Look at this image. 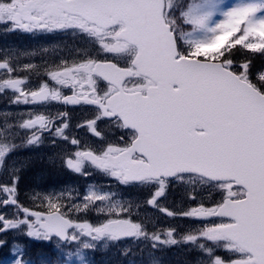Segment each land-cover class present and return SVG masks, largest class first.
I'll return each instance as SVG.
<instances>
[{
	"label": "flooded vegetation",
	"instance_id": "obj_1",
	"mask_svg": "<svg viewBox=\"0 0 264 264\" xmlns=\"http://www.w3.org/2000/svg\"><path fill=\"white\" fill-rule=\"evenodd\" d=\"M61 1L63 0L58 1L57 6L52 4L54 10L52 17L55 20H61V26L65 27L55 31L56 38L60 39L67 37L68 34H73L72 26L68 23L77 19L86 24L85 26L92 32V36L103 37L106 42L103 48L108 50L101 54L98 60H94L84 67H75L69 74L62 72L60 67L48 66L33 78L30 77L31 74H35L33 70L23 69L21 71L26 74L28 79L22 77L5 80L7 86H15L14 90H20V86L30 85H56L57 88L35 92L37 87L21 92L25 96L30 95V99L35 101L36 105H29L30 107L20 110V112L27 113L24 118L28 121L24 127L16 130V134L10 140L12 143L10 149L0 155V179L4 178L2 171L5 175L12 173L9 184L0 186V190H4L6 196L0 193V201L4 200L3 202H5L7 199L5 206L10 207V210L18 214L20 218L23 215L25 219L21 222L12 220L6 222V217L0 214V224L3 223L5 228L9 223V225L28 223L38 229L41 234L39 239L31 237L32 241L41 240L43 241L41 243L55 247L61 244L54 236L44 231V225L47 224V218L50 215L56 214L71 225L68 234L71 242L76 240L75 236L89 238L91 235H96L97 233L93 231L106 224L100 233L105 234L111 243H118L112 236L105 233L108 224L125 221L132 224L137 231L145 227V221L141 215L134 214V206L126 205L130 202V198L134 197L145 201L140 210H148L152 214H157V256H167V264H175V262L190 264L202 251L206 253L203 257H211L215 261L214 264H225L227 261L229 264H251L249 260L242 259L243 255L226 253L224 240L218 238L216 233L210 236L208 231L205 239L195 238V240L197 239L195 246L194 244L189 246L186 236L192 238V235L195 237L201 228L207 229L209 218L206 224H203L201 220L194 219L198 215V209L192 208V214L187 205L181 206V200L175 203L173 210H170L166 203L172 196L178 194L180 187L185 186L188 181L191 182L193 179L188 177H179L173 180L145 178L144 170L148 163L145 155L147 153L146 156H151L150 151L145 148L151 143L152 134L144 135L145 137L141 139L144 145L137 147L139 151H135L133 146L140 136L135 131L123 126L118 119L103 118V116L113 117V113L104 107L106 100L119 92L117 88L103 82L102 78L105 77L103 69L113 76L120 72L122 73L119 75L130 74V78L121 87V91L128 95H140L145 98L148 91L157 89V83L138 74L133 67L137 49L117 39L122 28L117 29V32L110 31L113 34L101 32L81 18L62 11ZM21 2L26 6V10L22 13L27 21L26 30L30 33L40 30L43 26L45 28L47 25L41 24V22L45 20L44 16L47 13L40 14L39 19H35L37 13L34 12H37L38 9L31 7L28 2ZM11 15L16 18L21 16L16 12ZM15 32L17 33L16 37L24 36L20 32ZM112 35L119 41L120 46L110 45L113 39ZM17 48L19 49L18 58H32L29 54L24 58L22 48L20 46ZM23 61H16L14 68L15 66L25 67ZM98 64L104 65L103 68ZM15 70L20 71L19 69ZM50 70L57 73L52 76V79L49 75ZM35 78L38 80L33 82ZM50 95L55 96L57 100L49 98ZM65 98H68V102L63 104L62 100ZM51 101L56 102L52 108L50 107ZM50 110H53L52 114ZM92 117H95V121L88 122V119ZM77 118L79 122L75 124ZM88 129L91 130L88 131ZM2 160L4 161L2 162ZM11 183L13 188L9 190ZM91 183L93 184L91 185ZM99 184H106V188L110 192L102 197L106 203H116L112 209H107L106 212L102 209L99 210L94 205H90L87 212L69 211V207L62 197L57 196L56 199L54 196L50 199L48 197L53 190L59 194L66 193L67 186L75 197L81 198L91 190L106 189ZM157 188L160 190L156 193ZM153 193L163 196L160 200L158 198L155 201L157 206L164 204V206H160V211L150 208L153 201L148 203ZM120 203H124V205L122 206ZM124 206L125 208L122 210ZM127 208V214L119 211H125ZM4 232L6 231L3 229L0 234ZM139 240L140 236L137 235L131 242L136 244ZM2 241L4 239H0V242ZM232 249L236 250L233 246ZM215 252L218 253V256H214Z\"/></svg>",
	"mask_w": 264,
	"mask_h": 264
},
{
	"label": "water",
	"instance_id": "obj_2",
	"mask_svg": "<svg viewBox=\"0 0 264 264\" xmlns=\"http://www.w3.org/2000/svg\"><path fill=\"white\" fill-rule=\"evenodd\" d=\"M163 7V0L62 2L64 11L104 30L122 21L126 28L119 38L139 50L134 67L157 83L147 98L119 96L108 104L113 100L112 119L139 136L152 134L145 178L193 175L244 189L245 200L226 201L215 217L235 222L222 230L224 237L242 247L254 264H264V96L218 64L192 61L199 67L192 75L191 60L177 59ZM54 218H48L45 229L64 241L58 232L67 227L53 226ZM113 227L133 231L125 223Z\"/></svg>",
	"mask_w": 264,
	"mask_h": 264
},
{
	"label": "rangeland",
	"instance_id": "obj_3",
	"mask_svg": "<svg viewBox=\"0 0 264 264\" xmlns=\"http://www.w3.org/2000/svg\"><path fill=\"white\" fill-rule=\"evenodd\" d=\"M19 1L28 2L31 7H36L38 9L37 12H34L37 13V18L35 19H39L40 14L47 13L46 16H44L45 20L41 22V24L47 26L45 28L43 26L40 30L29 33V31L26 30L27 21L22 15L23 11L26 10V6ZM58 1L59 0H0V73L10 74L15 72V69H19L20 71L28 69V71H34L35 74L30 75V77L33 78L38 72L40 73L44 68L50 66L60 67L62 72L69 74L73 72L75 67H84L88 63L91 64L92 61L98 60L100 55L108 50L107 48H103L106 45L104 38L100 35L92 36V32L85 26L86 24L77 19L68 23V25L72 26L73 34H68L67 37L60 39L56 38L57 33L55 31L65 28L61 26V20H55L52 17L54 13L52 4H56L57 6ZM173 2H175L176 5L182 4V6L170 12V20L176 29L177 40L184 48L188 45H193L191 52L187 53V57L204 60L202 55L210 53L203 51V47L211 45L222 33L232 27L233 22L240 17L243 11L253 9L254 7L255 9L251 11L250 14L251 21L247 24V32H253L254 36L249 39L239 38V43H246L242 47L245 50L253 53H262L264 38L259 40L255 35V32L264 31V13L260 14L257 8L260 4V0H173ZM15 12L17 14L20 13L21 16H17V18L12 17L11 13ZM8 24H10V26ZM6 25L9 26V28L6 27ZM15 31L22 33L24 36L16 37L17 33ZM110 45L113 47L120 46L119 41H117L114 36ZM17 46L22 48L25 57L29 54L32 58L26 60L18 58L17 52L19 49ZM19 60H24L23 65L25 67L21 68L15 66L14 68L15 61ZM55 74L57 73L50 70L49 75L51 79ZM26 79H28V77ZM37 80L38 79L35 78L33 82ZM14 87L7 86V81L0 80V155L6 153L10 149L12 145L10 140L16 134V130L24 127L28 121L24 118V115L27 113L20 112V110L25 107H30L29 105H36L35 101L30 99V95L25 96L21 92L29 88L36 89L37 87L35 92L57 88L56 85H30L20 86V90H14ZM49 98L57 100V98L52 95H50ZM55 105L56 102L51 101L50 107L52 108ZM37 106L40 105L37 104ZM50 111L52 114L53 110ZM90 121H95V117L89 118L88 122ZM78 122L79 119L77 118L75 124ZM90 130L91 129H88V131ZM3 161L4 160H2V162ZM2 175H4V178L0 179V186L8 185L12 173H6L5 175L2 171ZM93 183L97 184L96 182ZM93 183H91V185ZM12 185L11 183L8 188L9 190L13 188ZM99 185H103L106 188V184ZM66 189V193L61 194L53 190L48 197L49 199L53 196L55 199L57 196L62 197L67 207H69V211L76 210L77 212H87L90 209V205H94L99 210L102 209L106 212L107 209H112L116 204L106 203L105 199L102 198L103 195L110 194L107 188L102 190H91L81 198L75 197L67 186ZM159 190L160 188H157L155 192L157 193ZM0 193L5 196L4 190H0ZM156 193L150 196L151 200L148 201V203L150 204V202L153 201V204H150V208H155L160 211V206H164V204L157 206L155 201H157L158 198L160 200L163 196L156 195ZM222 195L224 196L223 200L228 196L222 193L218 194L215 188H211L210 185L204 182L201 183L193 180L192 182H187L185 186L180 187L178 194L176 193L175 196H172L166 205L170 210H173L175 209V203L181 200V206L187 205V208L192 214V208L195 210L198 209V215H201H199V217L196 216L194 219L201 220L203 224H206L208 218L210 220V217L215 214L214 212L217 206L222 202ZM3 201L4 200L0 201V214L6 217V222L10 220L21 222L25 219L23 215H21L20 218L18 214L10 210V207L5 206L7 199L5 202ZM129 201L130 202L126 205H133L134 214L137 213L139 216L141 215V218L145 221L144 226L146 229H143L142 233H139V242L136 244L132 242L111 243L110 240L105 237V234L100 233L106 225L104 224L101 228L93 231L97 233L96 235H91L89 238L75 236V247H66V249L72 248V251H66L67 254H71L73 261L68 264H87L89 263V258L92 257L94 264H99V261L95 259L99 255H101V257L110 258L118 257L123 261V264H126L129 255L134 256L138 252L148 253L153 249L157 251V214H152L148 210H140V207L143 206L145 201L138 200L134 197H131ZM201 203L203 204L201 205ZM120 205L123 206L124 203H120ZM124 208L125 206L122 210ZM122 210L119 211L121 213H128V208L125 211ZM9 224L5 228L3 223L0 224V232L3 229L6 231L3 234L1 233L2 235L0 234V239H11L9 254L4 258L0 256V264L16 263L18 251L25 243L23 240L24 237L27 236L29 239L31 237L37 239L41 238L38 229L33 228V226L28 223ZM222 225V223L211 222L210 227L207 229L201 228L195 237L194 235H192V238L186 236L189 246L193 244L195 246L197 239H205L208 231L211 235L216 233V236L221 239L222 237L218 230L222 228ZM195 238L197 239L195 240ZM4 243L5 242H2V244ZM70 244H72V242ZM225 248L226 253H230L231 251V253L242 256L243 252L236 246L234 247L236 250H233L232 246L229 244H225ZM194 249L196 250L198 248ZM217 254L218 253L215 252L214 256H218ZM204 255H206L204 251L201 253L199 252V256L192 260L190 264L215 263L211 257H203ZM175 264L181 263L175 262Z\"/></svg>",
	"mask_w": 264,
	"mask_h": 264
},
{
	"label": "trees",
	"instance_id": "obj_4",
	"mask_svg": "<svg viewBox=\"0 0 264 264\" xmlns=\"http://www.w3.org/2000/svg\"><path fill=\"white\" fill-rule=\"evenodd\" d=\"M262 2L264 3V0H262ZM249 17V15L241 17L238 21L233 23L232 32L236 33L237 36L233 35L228 40L222 41L220 47L209 48L207 52L210 54H203L202 58L205 60L223 63L241 80L245 81L259 93L264 95V45L262 47V53H253L242 48L246 43H239V38H247L243 37L242 26L244 20ZM192 48L193 47L191 45H188L186 48L179 45L181 54L185 56H187L188 52H191ZM22 76L23 73L19 75L17 72H13V74L10 75V78H22ZM2 79H9V77L6 75L3 76ZM66 251H72V248L66 249V247H62L61 249L56 250L49 245L35 243L31 246H25L21 260L27 264L72 263L71 254H67ZM5 255H7V253H5ZM98 258L101 259L102 257L100 258V256H98ZM103 260V264H123V261H121L118 257H106ZM158 263L165 264L167 263V260L165 257L157 258L153 252H151L150 256L147 258H143L138 255L135 259V264Z\"/></svg>",
	"mask_w": 264,
	"mask_h": 264
}]
</instances>
